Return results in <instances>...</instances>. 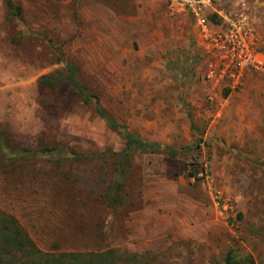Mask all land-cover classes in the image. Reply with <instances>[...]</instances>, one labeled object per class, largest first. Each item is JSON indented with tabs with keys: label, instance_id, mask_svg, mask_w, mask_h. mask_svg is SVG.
Segmentation results:
<instances>
[{
	"label": "rangeland",
	"instance_id": "rangeland-1",
	"mask_svg": "<svg viewBox=\"0 0 264 264\" xmlns=\"http://www.w3.org/2000/svg\"><path fill=\"white\" fill-rule=\"evenodd\" d=\"M14 2L9 19L0 0V212L78 264H264V68L220 78L211 41L243 24L264 54V0H207L198 17L169 0ZM65 63L109 117L180 154L108 155L124 141Z\"/></svg>",
	"mask_w": 264,
	"mask_h": 264
},
{
	"label": "trees",
	"instance_id": "trees-1",
	"mask_svg": "<svg viewBox=\"0 0 264 264\" xmlns=\"http://www.w3.org/2000/svg\"><path fill=\"white\" fill-rule=\"evenodd\" d=\"M5 4L9 19L11 17H20L21 8L15 4L14 0H5ZM64 68L63 83L67 84L82 103L90 104L95 114L105 122L106 126L124 141V145L120 151H111L108 155L119 158L123 165H127L137 154H166L171 158L180 154L169 146L148 142L137 134L129 132L124 124L109 117L99 106L98 97L94 94H89L85 86L76 79V68L74 66L65 63ZM40 81L47 87H53L59 83L57 79H51L50 76H43ZM104 256L111 257L112 253L107 251L106 253L96 255L99 258H104ZM79 257H82V255L61 254L54 257L41 252L14 218L0 212V264H67L71 260H75L73 263L78 264ZM87 264L89 263L87 262ZM223 264H254V262L251 257H245L237 261L231 253H228Z\"/></svg>",
	"mask_w": 264,
	"mask_h": 264
},
{
	"label": "built area",
	"instance_id": "built-area-1",
	"mask_svg": "<svg viewBox=\"0 0 264 264\" xmlns=\"http://www.w3.org/2000/svg\"><path fill=\"white\" fill-rule=\"evenodd\" d=\"M171 9H178L198 17L207 0H169ZM212 49L217 58L219 77L238 79L247 70L260 71L264 68V54L256 47L251 30L243 24L231 22L212 37Z\"/></svg>",
	"mask_w": 264,
	"mask_h": 264
}]
</instances>
